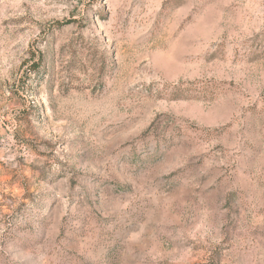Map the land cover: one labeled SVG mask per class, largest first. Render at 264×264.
I'll return each mask as SVG.
<instances>
[{
    "label": "rangeland",
    "instance_id": "1",
    "mask_svg": "<svg viewBox=\"0 0 264 264\" xmlns=\"http://www.w3.org/2000/svg\"><path fill=\"white\" fill-rule=\"evenodd\" d=\"M0 264H264V0H0Z\"/></svg>",
    "mask_w": 264,
    "mask_h": 264
}]
</instances>
